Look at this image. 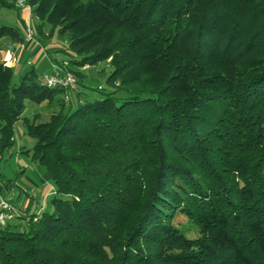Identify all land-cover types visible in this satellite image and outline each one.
Segmentation results:
<instances>
[{
	"label": "trees",
	"instance_id": "obj_1",
	"mask_svg": "<svg viewBox=\"0 0 264 264\" xmlns=\"http://www.w3.org/2000/svg\"><path fill=\"white\" fill-rule=\"evenodd\" d=\"M28 4L78 86L0 61V159L23 118L55 185L0 228V264H264V0ZM102 61L107 88L80 83ZM27 100L57 109L38 122Z\"/></svg>",
	"mask_w": 264,
	"mask_h": 264
},
{
	"label": "rangeland",
	"instance_id": "obj_2",
	"mask_svg": "<svg viewBox=\"0 0 264 264\" xmlns=\"http://www.w3.org/2000/svg\"><path fill=\"white\" fill-rule=\"evenodd\" d=\"M25 9L30 11L29 16L24 12L22 7L1 8L0 25H9L19 28L24 35L28 22L34 29H36L37 25L41 23V19L33 15L31 9ZM47 26L45 27L44 32H49V28ZM39 36L36 35V43L41 45L45 51H50V53L52 52V50L49 48L51 42L54 43L53 45H58V47L61 49V46L67 45L68 41L66 38L59 37L57 32L51 35L50 38L43 37L40 39ZM8 42L9 38L7 37H4L0 40V59L2 58V62L5 65L19 68L18 64L21 63L18 61L19 54L17 50H14V52L11 51L13 57L9 59L8 52L10 51L7 48L9 45ZM21 45L23 46L25 44L21 43ZM66 57H68V54H66L64 51H61V54L58 56V58ZM22 60L24 65L19 68L21 71L25 70L26 67H29L28 62H34V66L39 72H43L44 70L46 71L50 66V59L44 51L37 53H33V51H25ZM58 61L59 63L61 62L60 60ZM58 66L64 69V64L62 65L60 63ZM109 71L110 66H108V63L106 61H102L95 66L81 69L77 76L80 83L84 81L85 84L91 87H101L106 89L108 86L107 76ZM92 92L97 93L98 91L94 90ZM62 97L67 98V95L65 94V96H59V99ZM55 101H57V98ZM56 106V102L54 104H49L46 101L38 103L27 100L23 116H28L30 119L36 118L38 122L45 121L48 119L49 115L57 109ZM14 142V145L10 149H7L3 152V158L0 159V172L2 173L3 177L1 183L2 185H5V183L10 182L7 188L4 187L1 189L0 194L8 198H12L13 194H16L17 192H22V196L24 198L27 194H34L38 195V199L41 201L45 188L48 184H50L42 177L44 173L47 172V169L45 165L34 161L32 159L31 153L26 151L27 149H31L33 147L35 139L27 132L26 124L23 118L17 120L14 124ZM20 149H23V151H20ZM49 198H47L48 200L46 206L49 205ZM32 213L33 212H28L24 215H31ZM177 218L180 221H184L185 219L183 215H178Z\"/></svg>",
	"mask_w": 264,
	"mask_h": 264
},
{
	"label": "crops",
	"instance_id": "obj_3",
	"mask_svg": "<svg viewBox=\"0 0 264 264\" xmlns=\"http://www.w3.org/2000/svg\"><path fill=\"white\" fill-rule=\"evenodd\" d=\"M15 8H18V7H15ZM23 10L26 14H28V16L30 15V11H28L25 8H23ZM28 20H29V17H28ZM8 43H9V45L7 48L9 49L10 53H11V51L14 52V50H17V52L19 54L18 55V61H19V63H21V64H18L19 68H21V66L24 65L22 57H23L25 51H29V52L33 51V53L44 51L50 59V66H49V69H47L46 71L44 70L43 72H40V73H42V75L44 73L51 72V70H53V65H55L56 63L59 64L58 60L61 61L62 59H64V58H58V56L61 54V51L59 50L58 45H53L54 43H52V42H51V45L49 47L52 50L51 53H50V51H48V52L45 51L44 48L41 45L37 44L36 42L25 43V45H23L24 47L21 45L20 42H15V41L10 40V39H9ZM1 51H4V50H1ZM0 61H2V58L0 59ZM28 63H29V67H26L25 70L21 71L18 68L20 70V72L26 71V70L30 69L31 67H35L34 62H32V63L28 62ZM20 151H23V149H20ZM21 172H22V170H21ZM42 177L45 181L49 182L50 184H48L47 187L45 188V191H44L43 196H42L43 198L41 201L38 199V195H34V194L28 195L27 194L26 197L24 198L22 196L23 195L22 192H17L16 194L15 193L13 194L12 201L17 208L18 215H22V214H25L28 212H41L45 208V206L47 204V200H48L47 198H49L52 195V193L54 192L55 185L53 182V176L48 170L46 173H44V175ZM40 203H41V205H40Z\"/></svg>",
	"mask_w": 264,
	"mask_h": 264
},
{
	"label": "built area",
	"instance_id": "obj_4",
	"mask_svg": "<svg viewBox=\"0 0 264 264\" xmlns=\"http://www.w3.org/2000/svg\"><path fill=\"white\" fill-rule=\"evenodd\" d=\"M17 7L29 8L31 6L28 4V0H15ZM37 42L35 29L27 23L25 31V43ZM9 59L13 57V54L8 52ZM8 59V60H9ZM43 81L52 87H64L68 89H75L78 86V80L74 73L68 70L61 71V68L58 65H53V70L42 75ZM18 214L17 208L14 205L13 201L0 194V228L4 227L8 221L13 219Z\"/></svg>",
	"mask_w": 264,
	"mask_h": 264
}]
</instances>
